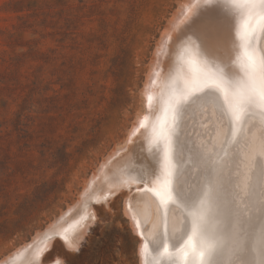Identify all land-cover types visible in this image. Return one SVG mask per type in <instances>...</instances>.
I'll return each instance as SVG.
<instances>
[{"label": "rangeland", "instance_id": "374dc122", "mask_svg": "<svg viewBox=\"0 0 264 264\" xmlns=\"http://www.w3.org/2000/svg\"><path fill=\"white\" fill-rule=\"evenodd\" d=\"M240 1L217 0L211 4L202 3L197 11L195 9L189 16L190 21L177 28L182 35L176 36L168 68L165 70L166 57L158 64L159 78H163L162 73L166 71L165 87L155 86L147 92L144 83L152 65L157 63L156 49L161 43L162 32L184 0H0L1 260L23 242H30L36 231L60 218L59 213L82 192V181L90 179L114 148L126 144L138 115L152 113L151 107L154 113L150 126L142 133L144 137L138 135L139 140L133 145L132 139V146L127 145L133 148L128 153L130 157L120 156L115 163H130L137 169L140 164L135 162L142 149L148 153L143 175L147 182L154 181L150 166L159 167V154L152 143L153 133L161 130L163 121L170 119L166 127L171 125L170 102L166 100L174 90H181V79L198 66L201 69L205 63L210 69L226 66L236 78L242 75L239 67L232 63L239 47L235 33L241 18L250 16L251 23L254 21V11L257 12L261 4L259 6L256 0H242L246 3L245 10ZM194 18L200 26L195 47L188 44ZM221 25L225 34L232 33L226 46L221 44ZM255 39L256 34L254 45ZM188 48L192 49L191 53L185 51ZM208 52H211L210 57ZM176 93L179 98L175 102L180 107L198 95L193 92L189 100H183L181 93ZM205 103L194 105L192 111L181 112L179 120L173 117L168 132L176 135L173 153L178 172L186 173L187 167V170L195 168L204 172L202 165L193 163L194 141L200 139L206 127L211 131L212 123L219 132L228 127L221 105L216 106L217 102L212 101L211 116H208ZM237 106L234 104L233 111ZM244 107L252 109L253 105ZM161 110L164 114L160 116ZM196 113L205 116L200 118ZM191 130L196 134L188 135ZM211 132L215 134L216 131ZM239 134L244 135L245 146L225 155L217 168L220 171L221 167H229L247 174L248 199L255 197V201H259L264 196V150L253 140L251 132L241 130L236 137ZM218 137L221 143L231 142L228 135ZM246 145H249L247 150ZM179 149L186 163L179 160ZM241 150L246 152L245 160L239 158ZM254 172L258 174L257 188L251 192ZM198 179L199 183H204L205 177L201 175ZM186 205H173L176 216L175 219L169 216L171 226L185 225ZM125 211L126 205L121 199L114 213L103 220L78 249L67 250L64 242L57 239L58 247L65 253L57 255L55 260L62 264H143L138 255L142 236L134 232ZM71 231L74 229L68 232ZM144 237L153 249L156 238L146 233ZM170 253L173 254L174 249ZM171 256H166L170 259L166 260L168 262L159 263L179 264L178 258Z\"/></svg>", "mask_w": 264, "mask_h": 264}, {"label": "bare ground", "instance_id": "6f19581e", "mask_svg": "<svg viewBox=\"0 0 264 264\" xmlns=\"http://www.w3.org/2000/svg\"><path fill=\"white\" fill-rule=\"evenodd\" d=\"M215 1L217 0H211V3L212 2L214 3ZM243 1L241 0L240 4H241L242 9L246 10L245 8L246 3ZM256 1L260 2V0H256ZM204 3L207 4L208 3L207 0H184V4L178 7L175 13L173 12L174 14L172 15V18H170L171 20H169V23L167 22L168 25L166 26L165 30H163L164 32H162V35L160 38L161 43L156 49V54H158V60L156 59L157 57L155 59L157 60V63L155 62L156 61L155 60L154 62L156 64L152 65L151 70L148 73L145 83H144V87L146 88L147 92H149V90H152V87L154 88L155 86H157L156 88L159 87L158 89H160V87L161 88L165 87L163 84V79H164V76L166 75L165 70L168 68L167 65L170 60L171 52H173L174 50V45H175L174 43L177 42L176 36L178 34L182 35V32L179 33L177 28L180 29V26L182 24H184L185 22H189L190 21L189 16L192 15V13H195L194 12L195 9L197 11V9H199L198 7L204 5ZM254 3L253 5L257 6L255 5L256 3L255 4ZM215 5L217 4L215 3ZM259 6H260V3H259ZM224 9L226 10V8H222V10ZM216 10H217V7H216ZM201 12L199 14H201ZM205 12H208V11H205ZM254 13L255 14H254V21H252L253 23L252 27L255 29V33H254L256 34L255 40H257L254 47L259 56V55H264V47H263L264 30H262V26H264V20L260 19L261 7L258 8L257 12L254 11ZM244 18H245V15H244ZM241 19L243 20V18ZM186 31L187 29L185 30V32ZM188 34H189V31H188ZM199 41L198 43H200ZM192 46L195 47V45H192ZM208 53L210 57L211 52H208ZM188 56L190 57V55ZM164 57H166V59L168 60H166V68L163 71L164 73H162L163 78L162 76L161 78H159L160 76L159 65L160 63H162L161 61ZM192 61L193 63L195 62L194 59H192ZM192 61L190 63H192ZM202 62L204 61H201V63ZM215 63L217 64V62ZM198 67H201V66H198ZM203 67L201 69L199 68L193 69L190 73H188L185 77H183L181 79L182 81L181 90L179 91L174 90V92L170 95L168 101L166 100V102H170V105L169 104L168 105H169V109L170 108L171 109L168 110V112H170V117L172 118V120H173V117L177 118L176 120H179V117H181V112L185 113L187 110L192 111L194 105L200 104L203 101H206L205 104L207 105L205 109V113H207L208 116H211V113H210L211 112L210 110H212L211 104H212V101H215V103L216 102L218 103V105L216 103V106H219V104L221 105L222 110H223L222 116L225 117V119L228 121V127L226 126L227 128L225 131L219 132L217 130L216 125L212 123L211 127L213 131L214 130L216 131L215 134H213L214 132L213 133L211 132L212 130L210 131L206 127L205 129L207 130L206 131L204 130L200 133V137H199L200 139H196V140L194 139L195 140L194 146H196V149L203 152L206 156H211L212 153L216 151L214 153L215 157L211 156V158L215 162L216 166H221L220 163L222 162V160L224 161L225 155H229L231 151L240 150L241 147L245 146L243 143L244 135L239 134L236 137V135L241 130H243V131L251 132L253 140H255L256 143L259 146H261L264 150V103H262L259 98L260 93L264 92V75L261 74L259 69L257 70L256 80L253 86L254 90L250 88L245 89L246 93H250L254 95L255 97V102L251 104L253 105V108L249 109L248 107H244L243 110L239 112V119H236V117H233V108H234V104H238V101L233 94V90H229L227 101H225L224 95L215 89L209 90L207 88H204L202 91L201 90L192 91L194 87L197 89H200L203 84V81L205 79ZM163 68L164 67H162V69ZM211 70L216 71L217 68H213V69L211 68ZM222 70L228 72V69L226 68V66ZM155 92H157V90ZM176 92L181 93L180 97L181 98L183 97L182 98L183 100L185 99L189 100L188 98L193 92H198V95H195L193 97L191 96L192 98L189 100V102L186 105L183 104V106L180 107V105H176V102H175L177 98H179V93L177 94ZM150 95H152V93ZM156 97H154L155 100H156ZM150 98L148 100H150ZM218 98L220 99L221 103L219 102ZM145 100L147 99L145 98ZM155 100L153 101L155 102ZM147 105H149V103ZM151 105H152V102H151ZM229 105H231L232 110H229ZM143 107L145 106L143 105ZM149 110H151L152 113L148 111V115H146V113L142 116L138 115L137 119L138 118L139 119L132 125V130L130 131V138L126 141V144H124V146L121 148H114L107 155V157L103 159L99 169L97 171H94L91 174L90 179L87 182H86V179L82 181V184H81V188H83L82 192L77 196V200L75 202L73 200L70 204H67L65 211L63 212L61 211L62 213H59L60 218L59 217H58L59 219L56 218L57 221L55 223L53 222L52 224L51 223L49 224L50 221H47L49 225L44 227V229L36 231L35 237L30 239L29 240L30 242L28 241L23 242L22 245L18 246V248L15 249L12 254L7 255V257L5 256L6 258L3 257L4 259L2 260L0 259L1 260L0 264H62L60 262L58 263L55 260L58 258L57 255H63L65 253V251L61 247H58V243H56L57 239H60L64 242L66 246L65 249L67 250L80 248L82 242L85 241V239L88 236H90L91 233L96 232L98 225L103 220L108 219L110 217V214L114 213L113 209H115V207L117 208V205L121 199L124 200V203L126 205L125 212L131 220L130 223H131L132 229L134 230V232H137L139 236L140 235L142 236L141 238L142 240L138 248V255H139L140 260L143 262V264H157V263L160 264L159 262L160 261L162 262L163 260L164 262H168L166 260H168L169 257L167 258L166 255L158 254V253H162V248H163L164 243L167 241V243L169 244L170 251L172 249H175L183 241V239L187 236L189 232V227H190L189 217L186 218L185 220L186 222L184 226H181L179 224L171 226L169 224V216L172 217L173 219H175V216H176V209H174L173 205L181 204L184 206L185 204H188L191 201V199L193 198L194 194L197 191V185L199 184L202 186L204 184V183H199V179H198L199 176L201 175L204 176V172L203 171L198 172L195 168H190L189 170H187L188 169L187 166H186L187 168H185L186 173L178 172L177 158H175L176 155H174L173 153V176L171 178V189H172V194H173V200L175 201V203L170 201L168 204L164 205V204H161L160 198L157 197L155 195V192L153 191V189L156 188L155 181L147 182V179L143 175V172L145 171L144 164L148 165V161L146 160V158L148 157V153H146V151L143 152V150L141 149V153H138L139 154L138 155L139 158L137 157L138 162L136 161L135 164H140V165H137L139 166L137 169H135L136 166H132L130 163L128 164L126 162L115 163L116 162L115 160L120 156H124V158H128V156L130 157L128 153L133 149L132 147H130L131 145L130 142L132 139H133V143H132L133 145L136 142V140H139V137L140 138L144 137L142 133L143 131L146 130L145 128L146 126H150L149 125L150 118L153 117V113H154V111H152V107ZM153 110L156 111L157 107H155V109ZM162 114H164L163 110H161L160 116ZM199 116H201L200 118H202L205 115H202L199 113L198 117ZM172 120H171V125L169 124L168 128L166 127L167 126L166 123H169L170 119L163 121L164 131L168 132V130H170V128L172 127ZM141 124H143V127L141 128L142 130H140L139 132V127ZM178 124L179 122L176 123V127ZM195 132H196L195 130L193 131L191 130L188 132V135H193ZM230 132H232L231 135H230ZM174 133H175V129H174ZM138 135L140 136L137 137ZM220 135H228L231 142L221 143V140L218 137ZM175 137H176L175 134L172 135L173 145H174ZM129 143L130 145L127 147ZM233 145L235 146L233 147ZM130 148L132 149L130 150ZM248 148H249V145H246L245 150H247ZM180 149L178 150L179 151L178 158L183 164V163H186V161H185V158L182 157V153L180 152ZM245 150H241V153L239 156V158H241L242 160H245V157H246ZM134 151L136 150H133L132 152ZM234 164L238 165L237 163H234ZM220 172L221 174L225 176L226 175L228 176L229 174H233V175L235 174L236 176L232 177V179L235 178V180L238 178V176L247 177V174L243 175L241 174L240 171L238 172V170H235L234 168H229V167H221ZM256 174L257 173L255 172L253 174V179H252L251 189H250L251 192L252 191L255 192L257 188L256 183L258 181V174L257 175ZM247 185H248V182H247ZM249 187L250 186H248V189ZM180 190H182L183 192L180 193ZM108 193L111 194V197L107 196ZM114 194H116V196L113 197ZM246 199H248V197H246ZM253 200L255 201V197H253L252 200L250 201H253ZM93 202H96V204H93ZM255 227H258V221H257V224L254 225V228ZM72 228L74 229V231L68 232L69 229H72ZM145 233L151 235L152 238L154 237L156 238V240L153 241L154 242L153 249L149 245L148 241L145 239L144 237ZM145 245H147V248L145 247ZM53 256L54 258L52 259ZM172 256H174L175 258V253H173ZM230 258L231 257L229 255L227 247H225L223 250L217 252L212 257V260H213V264H227V261ZM242 259L246 262V264H263L264 262V253H261V251L258 248L254 250L251 238L249 239V242L247 245V251L243 255ZM177 262H178V259H177Z\"/></svg>", "mask_w": 264, "mask_h": 264}, {"label": "snow or ice", "instance_id": "6c2138e0", "mask_svg": "<svg viewBox=\"0 0 264 264\" xmlns=\"http://www.w3.org/2000/svg\"><path fill=\"white\" fill-rule=\"evenodd\" d=\"M211 4V0H207ZM261 15L264 20V0H260ZM264 30V26H262ZM200 26L194 18L190 24V45H195L199 39ZM255 29L252 27L251 17L242 20L235 33L239 47L232 61L239 67L240 75L234 77L230 72L222 69L212 71L204 65L205 79L200 89L192 91L215 89L228 99L229 90L238 101L237 108L233 111L236 119L239 112L247 104L255 102L254 95L246 93L245 89H253L257 70L264 75V55H259L254 47ZM221 44L226 46L232 38V33L225 34L223 25L220 26ZM186 52L191 53L188 48ZM260 101L264 103V92L260 93ZM179 102V100L177 101ZM229 110L231 105H229ZM143 127V124L140 125ZM172 133L164 131L153 133V145L159 154L157 168L150 166L151 175L154 177L156 188L155 195L160 198L161 204H168L173 200L171 178L173 176V139ZM194 163L202 165L204 169V184L197 185V191L191 201L186 205L190 218L189 232L183 241L174 249L179 264H213L212 257L227 247L230 259L227 264H246L242 259L247 251L251 238L253 248L264 253V196L259 201L246 199L249 196L247 177L238 176L233 181L231 174H221L211 156H206L200 150L194 149ZM258 227L254 228L257 224ZM147 248V245H145ZM171 256L169 244L164 243L162 253Z\"/></svg>", "mask_w": 264, "mask_h": 264}]
</instances>
